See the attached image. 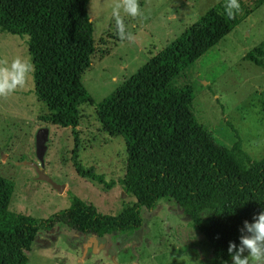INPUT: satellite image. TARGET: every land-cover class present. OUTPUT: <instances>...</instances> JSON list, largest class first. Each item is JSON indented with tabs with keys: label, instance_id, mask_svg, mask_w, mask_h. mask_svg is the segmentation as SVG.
Segmentation results:
<instances>
[{
	"label": "trees",
	"instance_id": "1",
	"mask_svg": "<svg viewBox=\"0 0 264 264\" xmlns=\"http://www.w3.org/2000/svg\"><path fill=\"white\" fill-rule=\"evenodd\" d=\"M89 1L0 0V27L27 37L33 91L47 109L42 119L71 129L75 172L107 189L115 182L83 168L78 159L79 105L93 101L82 82L95 50ZM240 3L242 10L231 20L224 14L225 0L215 3L97 103L103 129L124 140L125 172L118 183L135 198L133 204L115 215L105 214L67 189L68 207L34 217L9 209L14 181L0 176V264H28L36 234L55 226L82 235H130L143 225L142 210L167 198L209 242L207 264L231 259L229 242L239 244L244 221L264 211V154L252 159L238 134L231 148L214 139L192 111V87L176 88L172 82L264 0Z\"/></svg>",
	"mask_w": 264,
	"mask_h": 264
},
{
	"label": "rangeland",
	"instance_id": "2",
	"mask_svg": "<svg viewBox=\"0 0 264 264\" xmlns=\"http://www.w3.org/2000/svg\"><path fill=\"white\" fill-rule=\"evenodd\" d=\"M220 0H139L143 16L125 17L133 42L115 34L111 16L114 0H90L87 11L93 24L94 53L82 82L91 102L79 105L78 159L93 168L111 188L91 182L74 170L69 127L42 119L45 104L35 95L32 74L27 86L0 98V176L14 181L9 209L34 217H48L69 206L66 190L115 215L133 204L123 194L118 179L124 175L126 147L121 136L107 133L96 114L97 103L108 96L145 61L171 43L187 27ZM20 56L31 62L27 37L0 27V58ZM255 57L259 62L255 61ZM32 63V62H31ZM176 88L190 85L196 120L214 139L231 148L237 134L252 159L264 154V3L224 36L212 49L185 68L172 82ZM49 129L44 171L58 192L37 178L35 135ZM125 193V192H124ZM143 225L132 234L113 232L103 237L82 235L65 226L38 232L28 251V264H207L211 246L193 226L189 216L172 199H162L151 210H142ZM247 255V253H245ZM232 264L222 260L221 264Z\"/></svg>",
	"mask_w": 264,
	"mask_h": 264
},
{
	"label": "clouds",
	"instance_id": "3",
	"mask_svg": "<svg viewBox=\"0 0 264 264\" xmlns=\"http://www.w3.org/2000/svg\"><path fill=\"white\" fill-rule=\"evenodd\" d=\"M241 10L240 0H225L224 14L227 19H235ZM111 16L119 39L133 42L135 36L128 31L125 17L137 19L143 16L139 0H114ZM33 71L32 63L20 56L11 60L0 58V98H7L24 89ZM240 232L239 244L230 241L227 249L232 264H264V211L254 215L251 222L245 220Z\"/></svg>",
	"mask_w": 264,
	"mask_h": 264
},
{
	"label": "water",
	"instance_id": "4",
	"mask_svg": "<svg viewBox=\"0 0 264 264\" xmlns=\"http://www.w3.org/2000/svg\"><path fill=\"white\" fill-rule=\"evenodd\" d=\"M49 129L47 126L38 128L35 135V154L38 162L34 161H22L23 164L31 165L35 168L37 173V178L39 180H44L49 183L58 192H64L65 184L56 183L49 175L44 171V154L46 152L48 141ZM125 195V193L123 192Z\"/></svg>",
	"mask_w": 264,
	"mask_h": 264
},
{
	"label": "flooded vegetation",
	"instance_id": "5",
	"mask_svg": "<svg viewBox=\"0 0 264 264\" xmlns=\"http://www.w3.org/2000/svg\"><path fill=\"white\" fill-rule=\"evenodd\" d=\"M93 236H96V237H100V236H97V235H94V234H92ZM108 235V234H107ZM101 237H103V236H101Z\"/></svg>",
	"mask_w": 264,
	"mask_h": 264
},
{
	"label": "crops",
	"instance_id": "6",
	"mask_svg": "<svg viewBox=\"0 0 264 264\" xmlns=\"http://www.w3.org/2000/svg\"><path fill=\"white\" fill-rule=\"evenodd\" d=\"M51 230V229H50ZM47 231H49V230H47Z\"/></svg>",
	"mask_w": 264,
	"mask_h": 264
}]
</instances>
